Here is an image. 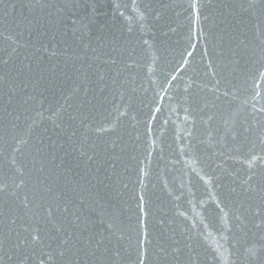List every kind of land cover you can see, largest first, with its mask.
I'll list each match as a JSON object with an SVG mask.
<instances>
[{
	"label": "water",
	"instance_id": "1",
	"mask_svg": "<svg viewBox=\"0 0 264 264\" xmlns=\"http://www.w3.org/2000/svg\"><path fill=\"white\" fill-rule=\"evenodd\" d=\"M0 264H264V0H0Z\"/></svg>",
	"mask_w": 264,
	"mask_h": 264
}]
</instances>
